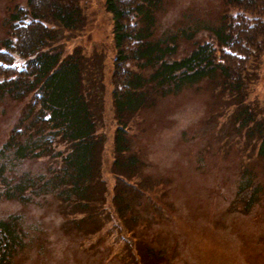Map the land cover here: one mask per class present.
Masks as SVG:
<instances>
[{
  "label": "rangeland",
  "instance_id": "1",
  "mask_svg": "<svg viewBox=\"0 0 264 264\" xmlns=\"http://www.w3.org/2000/svg\"><path fill=\"white\" fill-rule=\"evenodd\" d=\"M12 1L24 2L0 0V40ZM103 3L86 0L83 28L59 31L58 44L63 54L80 46L85 55L97 53L103 62L91 89L102 108L97 130L104 137V203L88 217L71 212L52 194L23 204L0 198V217L18 214L24 231L25 242L10 264H264V157L257 152V139L233 123L232 114L243 102L237 107L206 80L157 97L131 121L129 143L140 161L135 171L140 190L117 180L122 204L128 206L123 215L117 212L110 171L114 48ZM222 9L221 0H164L155 31L193 32L180 40L182 50L188 51L193 43L209 39L207 27L218 23ZM92 59L99 67L97 58ZM248 80L245 104L256 114L263 112L259 116L264 122V49ZM22 106L0 100V143ZM51 162L47 157L25 159L14 169L37 175L51 169Z\"/></svg>",
  "mask_w": 264,
  "mask_h": 264
},
{
  "label": "trees",
  "instance_id": "2",
  "mask_svg": "<svg viewBox=\"0 0 264 264\" xmlns=\"http://www.w3.org/2000/svg\"><path fill=\"white\" fill-rule=\"evenodd\" d=\"M85 1H12L7 11L0 40V100L23 102V109L0 143V198L23 204L52 194L71 212L89 217L97 214L96 205L105 199L104 137L97 130L101 100L91 89L96 86L91 81L101 76L103 62L97 53L85 55L80 46L63 54L58 44L61 31L83 28ZM163 2L103 3L112 23L110 99L115 129L110 171L115 179L112 201L120 215L128 206L122 204V187L117 188L116 181L140 190L135 179L140 161L130 147L129 127L157 97L205 80L214 83L237 107L243 102L242 109L232 114L233 123L257 139V152L264 157V122L259 116L263 112L256 114L245 104L251 68L264 49V0H221L218 23L207 27L209 39L193 43L188 51L182 50L180 40L191 38L193 32L156 33V15ZM44 157L52 160V168L44 173L14 169L25 159ZM248 206L250 201L244 209ZM24 242L18 214L0 217V264H10Z\"/></svg>",
  "mask_w": 264,
  "mask_h": 264
}]
</instances>
